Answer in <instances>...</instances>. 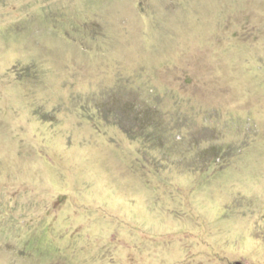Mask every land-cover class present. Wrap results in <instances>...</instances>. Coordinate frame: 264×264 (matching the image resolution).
Segmentation results:
<instances>
[{"label":"rangeland","instance_id":"374dc122","mask_svg":"<svg viewBox=\"0 0 264 264\" xmlns=\"http://www.w3.org/2000/svg\"><path fill=\"white\" fill-rule=\"evenodd\" d=\"M264 264V0H0V264Z\"/></svg>","mask_w":264,"mask_h":264},{"label":"water","instance_id":"95a60500","mask_svg":"<svg viewBox=\"0 0 264 264\" xmlns=\"http://www.w3.org/2000/svg\"><path fill=\"white\" fill-rule=\"evenodd\" d=\"M234 264H241L240 262H236V263H234Z\"/></svg>","mask_w":264,"mask_h":264}]
</instances>
